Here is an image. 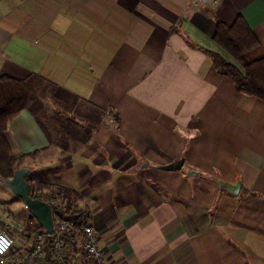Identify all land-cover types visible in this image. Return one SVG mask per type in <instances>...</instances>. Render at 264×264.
Listing matches in <instances>:
<instances>
[{"label":"crops","instance_id":"0c3cea01","mask_svg":"<svg viewBox=\"0 0 264 264\" xmlns=\"http://www.w3.org/2000/svg\"><path fill=\"white\" fill-rule=\"evenodd\" d=\"M188 1L0 0V75L51 95L7 123L16 168L87 198L108 264H264V101L211 56L236 64L213 31L237 16L264 50V0Z\"/></svg>","mask_w":264,"mask_h":264},{"label":"trees","instance_id":"16d2710c","mask_svg":"<svg viewBox=\"0 0 264 264\" xmlns=\"http://www.w3.org/2000/svg\"><path fill=\"white\" fill-rule=\"evenodd\" d=\"M213 39L220 48L232 57L236 64L226 61L220 54L211 53L215 68L234 82L238 92L255 96L264 101V50L253 30L241 16L230 23L215 21ZM30 78L0 75V178L9 179L16 168L17 158L12 153V145L6 137L7 123L22 109L32 107L34 95L29 84ZM29 193L36 198L37 190L55 189L67 197L75 199V193L61 185L33 182L27 179ZM76 200V199H75ZM43 228L35 221L33 226L24 227L20 232Z\"/></svg>","mask_w":264,"mask_h":264},{"label":"built area","instance_id":"2783aa9c","mask_svg":"<svg viewBox=\"0 0 264 264\" xmlns=\"http://www.w3.org/2000/svg\"><path fill=\"white\" fill-rule=\"evenodd\" d=\"M220 0H189L187 7H216ZM52 211L53 230L35 229L26 244L16 246L9 232L0 228V264H108L99 244L86 197L67 199L55 189L36 192ZM29 220L27 227L35 224Z\"/></svg>","mask_w":264,"mask_h":264},{"label":"water","instance_id":"95a60500","mask_svg":"<svg viewBox=\"0 0 264 264\" xmlns=\"http://www.w3.org/2000/svg\"><path fill=\"white\" fill-rule=\"evenodd\" d=\"M182 165V159L164 165L165 168L179 169ZM28 168L17 167L14 169L9 179H1L10 190L18 195L25 203V207L36 219L38 224L43 227L46 232L53 230V217L49 204L41 199L34 198L30 195L25 174ZM218 189L227 191L233 195L239 193L241 183L239 181L231 182L221 178H213Z\"/></svg>","mask_w":264,"mask_h":264},{"label":"rangeland","instance_id":"374dc122","mask_svg":"<svg viewBox=\"0 0 264 264\" xmlns=\"http://www.w3.org/2000/svg\"><path fill=\"white\" fill-rule=\"evenodd\" d=\"M30 86L32 87V92L34 95V102L32 104V107H37V105L42 104L44 102H38L43 101V98H46L47 100L51 98V95L48 93L50 92V89L46 86L40 87V85L37 84L36 79H31L29 81ZM17 162V161H16ZM2 178H0V202L2 206L10 209L9 211V217H6V220L4 221L7 223V225L11 226V235L16 239L17 243L19 242V237H21V234L19 231H16L15 229H22L26 227V223L29 222V218L34 219V217L31 215V213L28 211V209L25 207L24 201L15 193H13L9 187H7L3 181H1ZM30 223V222H29ZM27 232H24L26 234ZM18 238V239H17Z\"/></svg>","mask_w":264,"mask_h":264}]
</instances>
